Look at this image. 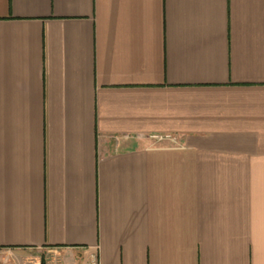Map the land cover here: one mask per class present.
<instances>
[{
  "label": "crops",
  "instance_id": "crops-1",
  "mask_svg": "<svg viewBox=\"0 0 264 264\" xmlns=\"http://www.w3.org/2000/svg\"><path fill=\"white\" fill-rule=\"evenodd\" d=\"M92 262L264 264V0H0V264Z\"/></svg>",
  "mask_w": 264,
  "mask_h": 264
},
{
  "label": "built area",
  "instance_id": "built-area-1",
  "mask_svg": "<svg viewBox=\"0 0 264 264\" xmlns=\"http://www.w3.org/2000/svg\"><path fill=\"white\" fill-rule=\"evenodd\" d=\"M154 143H160L162 141L169 140L171 142H175V138H173L170 135H153L152 136ZM91 264H95V262H92Z\"/></svg>",
  "mask_w": 264,
  "mask_h": 264
}]
</instances>
